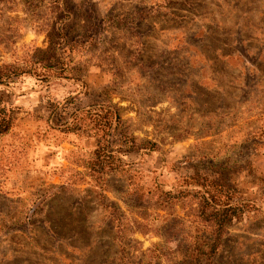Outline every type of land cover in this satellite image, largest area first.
<instances>
[{
  "label": "rangeland",
  "instance_id": "obj_1",
  "mask_svg": "<svg viewBox=\"0 0 264 264\" xmlns=\"http://www.w3.org/2000/svg\"><path fill=\"white\" fill-rule=\"evenodd\" d=\"M27 60L54 75L0 84V264H185L194 174L247 205L213 262L264 264V0H0V65ZM93 108L122 121L71 130Z\"/></svg>",
  "mask_w": 264,
  "mask_h": 264
},
{
  "label": "trees",
  "instance_id": "obj_2",
  "mask_svg": "<svg viewBox=\"0 0 264 264\" xmlns=\"http://www.w3.org/2000/svg\"><path fill=\"white\" fill-rule=\"evenodd\" d=\"M36 61L31 62V64L27 60L24 64L12 62L0 65V84L16 81L20 76L27 74H35L42 80H47L45 78H49V75H54L46 69L49 60L41 61L44 65H35ZM38 68L44 71H38ZM80 114L81 116L78 113L74 115L73 121L70 123L72 125L71 130L81 129L82 121L89 118L90 123L93 124L91 128L94 129L96 135L98 131L104 132L109 129L114 122L116 126L122 121L121 115L111 108H93L87 111L83 110ZM16 119L17 115L14 108L0 102V136L9 131ZM80 120L81 122L78 123ZM65 128L70 129L68 126ZM99 144L100 142L96 148V154L99 157L100 168L107 166L111 171H118L123 164L119 156L121 150H118L117 153L109 152L100 148ZM117 148L121 147L117 145ZM185 184H192L195 188H199L193 194L198 198L197 218L201 222H197L198 228L195 238L185 246V264H215L213 257L229 228L228 226L242 215L247 205L245 202H232V194L223 184L216 180H207L204 175H189L186 177ZM178 193L175 195L172 192H166L165 197L169 201L178 197ZM221 196L225 198H221Z\"/></svg>",
  "mask_w": 264,
  "mask_h": 264
}]
</instances>
